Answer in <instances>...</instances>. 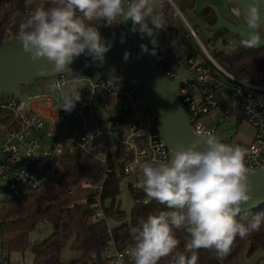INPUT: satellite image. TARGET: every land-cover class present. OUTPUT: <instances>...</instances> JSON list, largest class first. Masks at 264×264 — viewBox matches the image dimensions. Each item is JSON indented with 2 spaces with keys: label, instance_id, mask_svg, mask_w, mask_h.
Masks as SVG:
<instances>
[{
  "label": "clouds",
  "instance_id": "1",
  "mask_svg": "<svg viewBox=\"0 0 264 264\" xmlns=\"http://www.w3.org/2000/svg\"><path fill=\"white\" fill-rule=\"evenodd\" d=\"M25 3L32 4L33 0ZM156 8L153 0H48L47 6L37 4L21 19L16 40L33 61L46 59L54 72L67 70L66 66L81 54L102 66L112 43L101 36L100 24L94 22L111 25L131 19L130 30L142 39L149 37L153 45L149 49L141 44V52L155 55L156 36L166 26ZM233 12H243L245 26L251 30L241 36V44L259 47L264 37L255 31L261 27L258 3L253 0L247 8L236 7ZM128 56L126 51L124 59ZM37 72L47 73L44 66ZM118 80L110 74L108 83L115 85ZM80 85V77L51 85L60 108L72 111L81 99ZM170 151V159L135 162L136 186L164 210L149 212L130 227L133 245L129 255L133 264H158L162 257H169V264H196L197 249H214L217 257H222L235 237L259 231L264 224V210L246 223L237 218L242 203L251 199L247 149L201 130L198 140L187 145L177 143ZM176 230L187 235L182 250L177 248Z\"/></svg>",
  "mask_w": 264,
  "mask_h": 264
},
{
  "label": "built area",
  "instance_id": "2",
  "mask_svg": "<svg viewBox=\"0 0 264 264\" xmlns=\"http://www.w3.org/2000/svg\"><path fill=\"white\" fill-rule=\"evenodd\" d=\"M177 15L206 56L199 55L197 59L191 55L186 59V65L173 64L164 70L170 81L176 78L180 66L190 73V78L184 79L177 90L194 137L198 139L201 130L217 132V127L208 121V117L218 109L219 96L226 101L228 98L235 99L241 104L243 120L250 128L246 143L235 141L247 149L245 163L249 174L264 168V87L225 72L217 59L204 50L198 39V31L186 23L181 13L177 12ZM115 23L105 25L101 21L98 24L104 29L122 32L120 22ZM158 36L162 41L160 51L170 43L171 32L167 31V25L159 30ZM5 38L8 42L12 41L8 31ZM53 77L51 85L80 77L81 99L72 111L60 108L62 105L54 102L51 93L46 99L32 103L33 110L29 109L31 104L21 107L22 103L11 96H0V219L9 201L37 191L45 182L53 179L64 156L88 155L102 165L103 180L96 185H79L76 190L90 189L95 192L86 222L96 224L105 220L100 195L104 180L114 171L112 164H121L122 173L129 180V188L136 190L140 188L136 186L138 174L135 162L160 161L170 159V155L161 139L154 113L142 103L134 90L117 82L109 85L108 77L99 76L92 70L68 71ZM36 104L53 106L52 115L34 110ZM111 111H126L128 116L121 125L116 124L111 130L101 128L100 120ZM130 117L132 122L128 125L126 137L118 140L116 129L125 125V120ZM110 118L107 119L108 125ZM104 136L111 137L117 144L113 146L103 139ZM30 165H33L31 169ZM149 200L146 196L138 201L145 204ZM80 204L86 205V200ZM132 245L118 251L109 241L102 258L107 264H133L129 255ZM0 264H9V261L2 258Z\"/></svg>",
  "mask_w": 264,
  "mask_h": 264
},
{
  "label": "trees",
  "instance_id": "3",
  "mask_svg": "<svg viewBox=\"0 0 264 264\" xmlns=\"http://www.w3.org/2000/svg\"><path fill=\"white\" fill-rule=\"evenodd\" d=\"M158 2H160V6L156 8V11L163 17L167 31L171 32V39L166 48L161 49L153 56L159 59L165 70L173 64L181 65L183 40L189 35V32L179 19L177 12L183 15L185 12L192 11L196 0H158ZM40 3L47 6L48 0H33L32 4H26L25 0H0V47L8 42L5 38L6 31L12 37V41H16L19 22ZM197 16L207 29L213 25L215 20L210 7H204ZM99 22L101 21L94 23L98 24ZM191 28L196 31L198 29L193 26ZM228 36L230 37L225 31L217 30L212 33L211 39L205 40L213 48L214 43L218 41L225 44ZM232 37L236 41L234 51L225 54L214 48L211 55L217 59L219 66L225 72L245 82L264 87V48L244 47L241 44V39ZM198 39L200 40V37ZM235 104L231 108L227 101L219 96L217 110L226 115L234 114L237 123L241 124L244 122L241 104L238 102ZM224 142L230 143L229 141ZM233 143L239 144L235 140ZM112 167L114 171L104 180L100 195L105 220L96 224L86 222V218L91 213L89 204L92 202L95 192L90 189L76 190L79 185L87 183L96 185L103 180L102 165L98 160L88 155L64 156L53 179L45 182L39 190L9 201L0 219L2 258L9 261L11 253L23 254L26 249L31 247L32 264H107L103 260L102 254L109 241L113 242V247L118 251L133 244L129 232L130 227L139 218H146L149 212L154 213L164 210V208L152 198L145 204L138 201L145 198L146 194L142 189L132 190L128 185L134 203L128 220L125 221L124 212L116 203L120 192L119 183L125 176L120 163L112 164ZM82 200H86V205L80 204ZM106 201H109L108 206L105 205ZM262 210L264 207L252 211L250 214L238 215L237 218L246 223L252 215ZM108 219L118 222V225L109 228L106 222ZM41 223L49 224L51 233L40 242L31 244L28 240L29 235ZM176 238L179 242L177 248L182 250L187 235L183 230H176ZM66 247L76 252L77 257L68 263H63L60 254ZM245 247L247 255H252L258 250L264 252V224L259 231L252 232L244 238L235 237L229 251L222 257H217L214 249H197L196 264H239V256ZM158 264H169V257H162Z\"/></svg>",
  "mask_w": 264,
  "mask_h": 264
},
{
  "label": "water",
  "instance_id": "4",
  "mask_svg": "<svg viewBox=\"0 0 264 264\" xmlns=\"http://www.w3.org/2000/svg\"><path fill=\"white\" fill-rule=\"evenodd\" d=\"M230 2V12L235 19V23L225 19L217 7L209 6L214 13L215 20L208 29L213 33L217 30H223L228 35L241 39L242 35L247 36L250 29H247L241 17L233 12V9L240 7L247 8L248 3L253 0H228ZM260 9V26L256 32L260 37H264V0H255ZM244 17V13L241 12ZM245 18V17H244ZM122 32L116 30L104 29L99 25V32L107 41H111L112 47L105 53V59L102 66L99 62H92L91 57L81 54L73 62L66 66L67 70L62 72L51 71L52 65L46 59L33 61L28 53L22 49V45L16 41L7 42L0 47V96L8 95L16 101L21 102V107L28 106L36 101H41L48 97V94H40L32 97L21 93V87H29L37 79H48L52 76L68 73V71L82 72L92 70L97 75L118 77L117 83L125 85L134 90L142 103L152 110L159 126L161 139H163L167 152L171 158V148L177 143L190 144L194 139L190 123L187 121L184 106L178 98V86L184 79L190 78V73L185 72L183 66L177 70V76L172 81L164 74V68L159 59L148 53H142L141 44H147L151 49L153 45L149 42V37L141 38L138 32H132L131 19L121 20ZM158 41L156 48L162 43L157 35ZM123 40V42H121ZM264 48V39L260 41V46ZM129 53L127 60L124 59V53ZM44 66L45 74H39L37 68ZM114 69V71H112ZM54 102L57 103L55 90H52ZM58 95V93H57ZM128 112H122L118 116L109 119L110 127L121 125ZM221 137L219 133H214ZM200 138V137H199ZM198 138V139H199ZM224 141L223 137H221ZM197 139V140H198ZM33 165H30L31 169ZM251 181V199L242 203L241 212L238 215L250 214L252 211L264 207V168L249 174ZM1 226V225H0ZM37 242H35L36 244ZM2 260V242L0 241V263Z\"/></svg>",
  "mask_w": 264,
  "mask_h": 264
},
{
  "label": "rangeland",
  "instance_id": "5",
  "mask_svg": "<svg viewBox=\"0 0 264 264\" xmlns=\"http://www.w3.org/2000/svg\"><path fill=\"white\" fill-rule=\"evenodd\" d=\"M153 3L157 5V0H153ZM229 1L228 0H196L194 4V9L192 11L185 12L182 17L186 21L187 24H189L191 27H198V35L200 37V40L202 41V46L204 50L211 56L212 50L215 48L225 54H230V52L234 51L236 48V41L235 39L230 35L226 39V43L223 44L221 41H218L214 43L213 48L206 43L205 39H211L212 33L208 31L205 24H203L199 18L198 13L204 8L209 6L217 7V9L220 11L222 16L227 19L233 20L232 14L229 10ZM183 47L181 50V60L180 64L186 65V59L188 56L194 55L197 59L200 55L201 57H206L201 46L195 42L192 38L189 37V35L184 38ZM160 47L156 48V52ZM53 76L48 79H37L35 80L34 84L30 85L29 87H21L20 91L23 95L32 97L40 94H50L51 89V83L53 80ZM109 80V77H108ZM6 97V96H5ZM237 101L235 99H227V104L232 108L235 106ZM43 106V105H42ZM41 106V107H42ZM30 110H33V105L31 104L29 107ZM120 111H111L109 115H105L102 118V121L100 120L101 128H104L106 130H111L110 125H108V117L118 116L120 114ZM208 121H210L215 127L217 126V133L223 137L224 141H229L230 143H233V140L246 143L248 141V135L250 128L246 125L245 122H242L241 124H238L235 120V115H226L223 113H220L218 110L216 112H213L208 117ZM132 122L131 117L127 118L125 120V125L118 127L116 129L118 131L117 139L123 140L126 137L127 129L129 123ZM103 139L105 141H108L110 144L115 146L117 143L108 136H104ZM128 178L123 177L120 180L119 183V195L116 198V203L119 204L120 209L124 212V218L125 221L128 220V216L130 213L131 208L133 207V199L130 195V189L128 188ZM105 205H109V201L105 202ZM107 225L109 228H112L116 225H118V222L108 219ZM51 233V227L49 224L41 223L40 226L29 235L28 240L31 244L34 242H40L43 238L47 237ZM247 248L245 247L242 250V253L239 256V264H264V252L261 250L255 251L252 255H247ZM76 252L71 251L68 247L64 248L61 251V261L63 263H68L72 261L74 258H76ZM33 262V256L31 252V247L26 249L23 254L19 253H11L9 255V264H32Z\"/></svg>",
  "mask_w": 264,
  "mask_h": 264
},
{
  "label": "crops",
  "instance_id": "6",
  "mask_svg": "<svg viewBox=\"0 0 264 264\" xmlns=\"http://www.w3.org/2000/svg\"><path fill=\"white\" fill-rule=\"evenodd\" d=\"M42 105H37L36 104V106H34V110H38L39 112H41V113H45V114H47V115H52V113H53V109H54V107L53 106H51V105H44V106H42Z\"/></svg>",
  "mask_w": 264,
  "mask_h": 264
},
{
  "label": "flooded vegetation",
  "instance_id": "7",
  "mask_svg": "<svg viewBox=\"0 0 264 264\" xmlns=\"http://www.w3.org/2000/svg\"><path fill=\"white\" fill-rule=\"evenodd\" d=\"M230 6V2H229V5H228V7ZM229 10H230V7H229ZM239 16L241 17V19L243 20V22L245 23V18L243 17V15L240 13L239 14ZM233 17V16H232ZM229 21V20H228ZM230 21L231 22H234L235 23V19H234V17H233V20L232 19H230ZM255 31H256V29H255ZM257 32V31H256ZM258 33V32H257Z\"/></svg>",
  "mask_w": 264,
  "mask_h": 264
}]
</instances>
